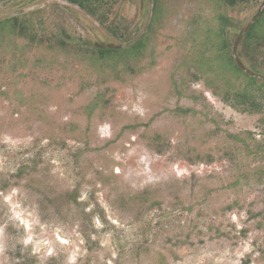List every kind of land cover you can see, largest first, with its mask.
I'll return each instance as SVG.
<instances>
[{
    "label": "rangeland",
    "instance_id": "obj_1",
    "mask_svg": "<svg viewBox=\"0 0 264 264\" xmlns=\"http://www.w3.org/2000/svg\"><path fill=\"white\" fill-rule=\"evenodd\" d=\"M0 0V264H264V0Z\"/></svg>",
    "mask_w": 264,
    "mask_h": 264
},
{
    "label": "trees",
    "instance_id": "obj_2",
    "mask_svg": "<svg viewBox=\"0 0 264 264\" xmlns=\"http://www.w3.org/2000/svg\"><path fill=\"white\" fill-rule=\"evenodd\" d=\"M71 1H73V2H75V3H77V4H79L81 7H85V8H87L89 11H91L92 12V10H93V8H91L89 5H87L86 3H85V1L84 0H71Z\"/></svg>",
    "mask_w": 264,
    "mask_h": 264
}]
</instances>
